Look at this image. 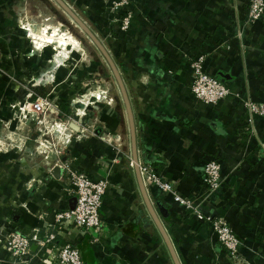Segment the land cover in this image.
<instances>
[{
    "label": "crops",
    "instance_id": "obj_1",
    "mask_svg": "<svg viewBox=\"0 0 264 264\" xmlns=\"http://www.w3.org/2000/svg\"><path fill=\"white\" fill-rule=\"evenodd\" d=\"M63 1L88 27L92 23L91 27L108 35V53L120 70L133 113L139 164L151 166L164 180L177 182L178 193L193 201L201 214L227 222L242 242V260L237 264H264V119L255 121L256 135H250L246 112L233 98L208 105L190 94V62L204 56L207 75L264 101V17L244 25L248 0H131L129 27L122 31L105 14L106 0ZM238 27L241 43L235 37ZM22 56L16 54L18 62L10 64L14 74L38 76L43 80L38 85L51 82L57 62L54 55L47 60L33 53ZM22 60L26 65L19 63ZM72 69L66 87L52 86L47 94L65 105L66 118L73 110L82 111L81 94L104 93L98 80L109 81L105 88L113 103L90 99L84 112L88 116L68 123L77 126L78 132L62 158L92 181L107 180L109 188L102 196L101 231L94 234L71 227L66 240L78 250L83 264H173L138 190L126 113L118 88L111 92V73L103 71L101 77L91 69L84 78L90 80L81 85L82 79ZM10 90V86L5 89ZM76 101L81 108L75 107ZM57 116L53 117L56 122H62ZM26 124L20 133L23 141L31 128ZM31 132L28 142L34 147L27 155L20 157L16 151L2 155L9 164L0 166V239L10 229L24 235L49 229L54 215L75 203L70 179L53 157L45 161L35 152L37 135ZM209 159L220 163L221 182L208 194L202 168ZM55 167L61 170L58 178L51 173ZM146 190L153 207L164 210L159 219L180 264H236L208 224L177 205L171 195L155 187ZM59 242L57 238L55 244ZM54 247L32 244L30 255L21 261L0 246V264H50Z\"/></svg>",
    "mask_w": 264,
    "mask_h": 264
},
{
    "label": "built area",
    "instance_id": "obj_2",
    "mask_svg": "<svg viewBox=\"0 0 264 264\" xmlns=\"http://www.w3.org/2000/svg\"><path fill=\"white\" fill-rule=\"evenodd\" d=\"M130 2L131 0H108L107 2L108 10L112 14L111 21L118 23L122 31H126L129 27ZM263 17L264 0H248L244 25L261 21ZM241 34L242 30L238 27L235 37L240 43L242 40ZM203 62L204 56H197L190 62L191 97L208 105H216L228 97L233 98L246 112L247 130H249L250 135H256L255 121L264 119V101H258L249 93L241 92L234 86H227L223 80L207 75L203 70ZM42 81L38 80L35 85L40 84ZM19 90V85L13 88L14 92ZM84 97L90 99L91 94ZM87 99L85 103L79 100V104H83L81 112L76 109L71 116L66 118L65 122L59 123L53 118L59 113L57 98H51L49 95L39 97L29 92L26 94L24 101L18 104V115L14 114L13 118L29 123L35 131L37 135L35 152L42 155L45 161L53 157L55 165L60 166L65 171L71 181L70 193L75 196V203L72 207L57 212L53 217L52 227L49 229L34 230L29 235L21 234L12 229L8 230L0 239V246L13 258L24 261L31 253L30 247L32 244L41 249L51 245L55 246V251L51 253L50 264H83L78 250L65 238L68 229L75 227L83 231L91 230L94 234L102 229L100 208L102 196L109 188L108 181H92L86 174L72 170L69 162L62 158L63 151L75 133L68 123L74 122L75 118L76 121H80L88 116L84 113L90 104ZM93 99L95 102H100L101 97L95 95ZM84 126L83 122L81 129ZM81 131H87L86 127ZM139 166L145 188L155 187L161 194L171 195L177 205L210 226L214 239L226 251L230 261L236 264L241 262L242 242L235 236L232 228L223 218L201 214L197 211L193 201L178 193L177 182L164 180L149 165L142 166L139 164ZM202 169L207 193H212L219 188L221 182V165L217 160L209 159ZM39 177L41 178V176ZM57 238H60V242L55 244ZM209 264L220 263L211 262Z\"/></svg>",
    "mask_w": 264,
    "mask_h": 264
},
{
    "label": "rangeland",
    "instance_id": "obj_3",
    "mask_svg": "<svg viewBox=\"0 0 264 264\" xmlns=\"http://www.w3.org/2000/svg\"><path fill=\"white\" fill-rule=\"evenodd\" d=\"M107 2L108 0L105 2V14L107 17L111 18L112 14L108 10ZM91 24L92 23H90V25ZM90 25L89 27H91ZM93 27L91 28L93 29ZM94 29L93 30L96 31L94 32L95 36L108 52V48H110L108 43L110 42L107 41L108 39H105L108 38V35L96 27H94ZM47 36L50 38L54 36L50 44L45 41ZM59 40H63L66 45L61 47L58 43ZM10 51L14 52L15 55L20 54L21 57H23L22 55L31 53L45 60L53 58V55L56 57L57 62H55L54 67H52L54 68V74H52V79L50 78L51 82L44 86L48 91L52 89V86H59L62 89L66 87L65 79L70 78L72 75L70 70L71 67H73L72 71L75 73L74 75L76 76L77 72L80 80L82 79L81 85H85L90 80L89 78L84 80V78L85 76H90L91 69L99 74V76L101 74V77L103 71L106 72L107 75L111 73L97 48L90 42L89 38L69 20L53 0H0V166H2V163L6 162V158L2 157V155L14 153L13 151H16V153L22 157V155L28 154V150H33L34 143L28 142L30 141L29 138L31 137L32 128L29 130L30 133H27V137L24 135L26 140L24 138L23 141V139H21L23 135L20 133L24 131L23 126L27 124L13 117L14 114L18 115V104L24 101L29 90L33 91V88L43 86H35L39 80L38 76L25 77L19 75L18 71L15 74L13 73L14 71L10 64L14 63L13 65H15L18 60L17 57L15 58V55H12V53L9 54ZM11 56L15 59L10 60ZM59 56H63V59L60 60ZM8 61H10V63ZM19 63H24L26 65L23 60ZM108 77L113 90L111 92L116 93L115 89L118 87L116 82L113 81L112 74L108 75ZM75 80H77V77ZM98 81L99 89L104 92L100 95L101 99L99 103L112 105L113 98H111L108 89L105 88L109 81ZM18 85L22 87L20 91L13 92V88ZM7 86H10L11 89L9 93L5 91ZM96 89L97 88H95V91ZM88 94H93V91L83 93L78 96V98L85 103L87 98L85 99L84 96ZM94 96L95 95H93V97ZM93 97L90 99L93 100ZM90 99L87 100L89 101ZM5 103L8 107H5V105L3 106ZM80 105L83 106V104ZM80 105L77 103L75 107L79 109L81 108ZM120 107L121 112H123L121 103ZM5 108L9 109L7 110ZM73 109L74 108H72V110ZM97 112H99V110L95 111L94 114L97 115ZM67 114L66 111H59L57 120L61 121L63 119L62 121L65 122ZM126 144L128 143L126 142ZM9 162L14 163L13 159L9 160ZM8 164V162L5 163V165Z\"/></svg>",
    "mask_w": 264,
    "mask_h": 264
},
{
    "label": "water",
    "instance_id": "obj_4",
    "mask_svg": "<svg viewBox=\"0 0 264 264\" xmlns=\"http://www.w3.org/2000/svg\"><path fill=\"white\" fill-rule=\"evenodd\" d=\"M55 4L65 13V15L69 18V20L75 24V26L83 32L87 38H89L90 42L97 48L103 59L105 60L106 64L108 65L110 72L116 82V85L119 90V94L125 109L126 118L128 122V130H129V143H130V154H131V161H132V167L134 170L135 179L137 182L138 190L140 193V196L142 198L143 204L145 206V209L147 211L148 216L150 217L151 221L153 222L154 226L156 227L157 231L159 232L166 249L168 251V254L170 256V259L173 264H180L179 259L177 257V254L174 250V247L166 234L158 214H163L164 210L162 209V206H158L157 209L153 207V204L149 198V195L147 193V190L143 184L141 175H140V166H139V160L137 156V144H136V133H135V123L133 118V113L130 105V101L126 92L125 85L123 83L121 74L114 63L113 59L105 49V47L101 44V42L98 40V38L95 36V34L89 29V27L77 16V14L63 1V0H53ZM69 127L77 132L78 127L70 124ZM52 175L55 178H58V174L61 173V170L59 168H54L51 172ZM58 173V174H57Z\"/></svg>",
    "mask_w": 264,
    "mask_h": 264
},
{
    "label": "trees",
    "instance_id": "obj_5",
    "mask_svg": "<svg viewBox=\"0 0 264 264\" xmlns=\"http://www.w3.org/2000/svg\"><path fill=\"white\" fill-rule=\"evenodd\" d=\"M44 86H39L36 88H33L31 91L35 96H39V97H45L48 94V90L46 89ZM61 108V111H63L65 109V105H59Z\"/></svg>",
    "mask_w": 264,
    "mask_h": 264
},
{
    "label": "bare ground",
    "instance_id": "obj_6",
    "mask_svg": "<svg viewBox=\"0 0 264 264\" xmlns=\"http://www.w3.org/2000/svg\"><path fill=\"white\" fill-rule=\"evenodd\" d=\"M51 37H52V38H50L49 36H47V37L45 38V39H46L45 41H46L47 43H49V44L51 43V41H52V39H53L54 36H51ZM58 43H59V45H60L61 47L65 45V42H64L63 40H59Z\"/></svg>",
    "mask_w": 264,
    "mask_h": 264
}]
</instances>
